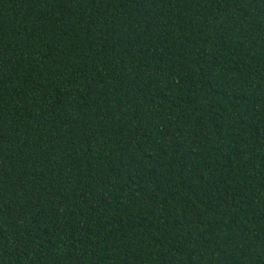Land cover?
Here are the masks:
<instances>
[{
  "label": "trees",
  "instance_id": "16d2710c",
  "mask_svg": "<svg viewBox=\"0 0 264 264\" xmlns=\"http://www.w3.org/2000/svg\"><path fill=\"white\" fill-rule=\"evenodd\" d=\"M0 264H264V0H0Z\"/></svg>",
  "mask_w": 264,
  "mask_h": 264
}]
</instances>
